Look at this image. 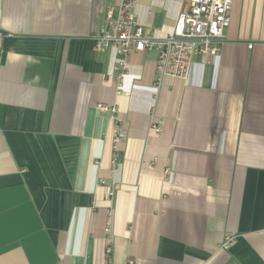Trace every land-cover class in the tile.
Instances as JSON below:
<instances>
[{"label": "crops", "instance_id": "1", "mask_svg": "<svg viewBox=\"0 0 264 264\" xmlns=\"http://www.w3.org/2000/svg\"><path fill=\"white\" fill-rule=\"evenodd\" d=\"M121 1L0 0V264H264V0L186 81L132 52L116 95L94 37ZM184 1L135 19L164 38Z\"/></svg>", "mask_w": 264, "mask_h": 264}, {"label": "built area", "instance_id": "2", "mask_svg": "<svg viewBox=\"0 0 264 264\" xmlns=\"http://www.w3.org/2000/svg\"><path fill=\"white\" fill-rule=\"evenodd\" d=\"M233 0H185L176 19L173 30L164 38L144 34L133 12L135 0H122L115 8L106 12L104 25L94 37L95 50L102 51L108 46L117 54L115 65V94H121L123 77L126 72L127 57L132 52L155 50L157 60L155 72L160 78H173L186 81L194 56L215 57L224 41V31L230 23ZM3 32L0 29V40ZM248 49L252 48L249 44ZM101 111L115 113V108ZM151 130L158 135L160 124H153ZM115 132L118 130L115 128ZM115 141H118L116 139ZM109 228L106 233H109ZM234 237L226 235L222 247L227 249ZM107 254L110 249L107 248Z\"/></svg>", "mask_w": 264, "mask_h": 264}]
</instances>
